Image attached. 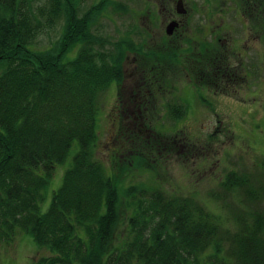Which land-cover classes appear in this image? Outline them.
Here are the masks:
<instances>
[{
    "label": "trees",
    "instance_id": "1",
    "mask_svg": "<svg viewBox=\"0 0 264 264\" xmlns=\"http://www.w3.org/2000/svg\"><path fill=\"white\" fill-rule=\"evenodd\" d=\"M48 1L44 21V8L29 0H0V237L18 229L31 235L49 252L35 264H264V172H228L218 209L157 185L123 184L125 172L144 168L142 149L161 152L162 139L129 135L122 173L107 172L95 155L99 98L123 80L126 50L143 46L94 31L93 20L113 0L83 12L77 0ZM235 1L264 27V0ZM61 19V38L39 49L37 37ZM179 44L143 52L154 78L181 58ZM187 111L181 102L167 104L175 121ZM74 147L42 212L56 167ZM231 194L234 202L225 199Z\"/></svg>",
    "mask_w": 264,
    "mask_h": 264
},
{
    "label": "rangeland",
    "instance_id": "2",
    "mask_svg": "<svg viewBox=\"0 0 264 264\" xmlns=\"http://www.w3.org/2000/svg\"><path fill=\"white\" fill-rule=\"evenodd\" d=\"M29 1L39 10L44 8L45 21L49 1ZM77 1L83 12L100 0ZM177 1L113 0L93 20L94 31L112 42L132 40L145 52L151 47L174 49L179 41L182 50L181 58L171 60L172 67L157 72L155 78L143 52L126 50L123 80L112 83L99 98L95 155L117 178L125 165V151L131 147L129 135L148 139V143L152 138L162 139L165 145L160 153L151 144L142 149L147 154L144 168L125 172L123 184L157 185L170 193L192 195L218 209L225 200L216 194L223 193L221 183L228 172H264V27H256L255 19L235 0H184L187 11L183 14L176 9ZM170 10L182 20L171 35L166 32ZM63 21L37 37L39 49H49L61 38ZM228 58L232 62L226 69L228 82H221V73L205 72L206 63L212 69L214 64L217 67L215 62L226 64ZM205 74L210 79H205ZM150 77L151 87L146 80ZM138 87L143 91L136 101ZM172 99L188 107L182 120L168 115L167 104ZM141 100L144 105L138 106ZM176 141L174 148L170 147ZM75 149L66 163L56 167L41 203L42 212L61 186ZM236 197L231 194L225 199L234 202ZM11 236L0 237V264H35L49 254L21 229Z\"/></svg>",
    "mask_w": 264,
    "mask_h": 264
},
{
    "label": "flooded vegetation",
    "instance_id": "3",
    "mask_svg": "<svg viewBox=\"0 0 264 264\" xmlns=\"http://www.w3.org/2000/svg\"><path fill=\"white\" fill-rule=\"evenodd\" d=\"M174 20H177V21H179V23H180V26L182 25V20L179 18H176V16L174 15V13L172 12V10H170V12H169V14L167 15V17H166V21H168V22H170V21H174ZM163 24H164V22H163ZM163 40H166L165 39V37L163 36ZM162 40V41H163ZM220 42V41H219ZM151 49H152V47H151ZM222 53H220V55L219 56H224V54H222ZM215 63H217V67L215 66V64H214V68H212V69H210V74H214V75H219V73H221V75L223 76L222 77V81L221 82H228L229 81V79H228V75H230V74H228L227 72H226V69H227V67L228 68H230V66H229V64L230 65H232V62H231V60L228 58L227 59V61H226V64H223L221 61H219V62H215ZM222 69L225 71V72H223L222 73ZM146 80H150V83H149V86L151 87V85H152V81L153 80H151V78H149V79H146ZM145 80V81H146ZM142 88H143V86H141ZM145 88L147 87V86H144ZM138 92H136V101L138 100V98L141 96L140 95V93L143 91L142 89H140V87H138V90H137ZM157 98V96L154 98V99H156ZM180 101H181V99H180ZM143 102H145V101H140L139 103H138V106H143L144 105V103ZM175 102V100H171V102L170 103H174ZM179 102V101H178ZM137 103H135V105L137 104ZM139 109V111L141 112L142 110V108L141 107H139L138 108Z\"/></svg>",
    "mask_w": 264,
    "mask_h": 264
},
{
    "label": "water",
    "instance_id": "4",
    "mask_svg": "<svg viewBox=\"0 0 264 264\" xmlns=\"http://www.w3.org/2000/svg\"><path fill=\"white\" fill-rule=\"evenodd\" d=\"M176 9L178 13L183 14L186 13L187 9L184 7V0H178L176 4ZM179 26V21L174 20L171 21L167 27H166V32L171 35L173 34L174 30Z\"/></svg>",
    "mask_w": 264,
    "mask_h": 264
}]
</instances>
